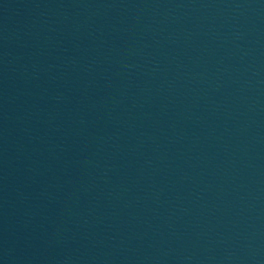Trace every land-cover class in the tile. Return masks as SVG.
<instances>
[{
    "label": "water",
    "instance_id": "1",
    "mask_svg": "<svg viewBox=\"0 0 264 264\" xmlns=\"http://www.w3.org/2000/svg\"><path fill=\"white\" fill-rule=\"evenodd\" d=\"M71 264H264V6L147 145Z\"/></svg>",
    "mask_w": 264,
    "mask_h": 264
}]
</instances>
